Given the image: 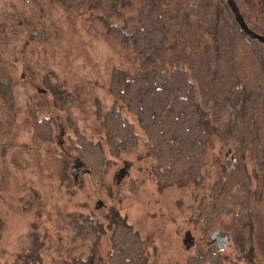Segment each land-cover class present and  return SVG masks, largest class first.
<instances>
[{"label":"rangeland","instance_id":"obj_1","mask_svg":"<svg viewBox=\"0 0 264 264\" xmlns=\"http://www.w3.org/2000/svg\"><path fill=\"white\" fill-rule=\"evenodd\" d=\"M142 3L132 0L113 23L125 25ZM99 15L66 10L53 0H0V264H110L112 231L85 236L73 218L106 224L112 209L141 238L146 264H188L194 255L217 250L210 239L217 228L229 237L223 264H264V188L252 203L250 253L234 242L240 228L234 206L209 228L200 216L212 185L229 167L227 145L210 147L199 185L162 192L144 131L125 109L140 145L132 153L109 151L97 111L116 104L110 77L114 67L130 62L121 45L105 37ZM136 26L129 21L127 29ZM80 136L101 142L108 163L95 167L83 160ZM249 169L255 185L254 163Z\"/></svg>","mask_w":264,"mask_h":264},{"label":"trees","instance_id":"obj_2","mask_svg":"<svg viewBox=\"0 0 264 264\" xmlns=\"http://www.w3.org/2000/svg\"><path fill=\"white\" fill-rule=\"evenodd\" d=\"M53 1L66 10L99 12L105 37L129 57L130 66L114 67L110 77L108 91L116 104L97 111L98 132L109 151L132 153L140 145L125 109L144 131L162 192L199 185L210 147L216 141L227 145L229 167L212 185L200 216L209 228L234 206L240 224L234 242L242 252H252V203L264 188V43L247 35L227 0H143L125 25L113 19L122 18L132 0ZM235 2L248 26L264 35V0ZM129 21L137 22L132 30ZM4 89L10 100V88ZM77 142L83 160L95 167L108 163L101 142L84 136ZM73 220L80 221L76 228L85 236L112 231L110 264H146L141 238L118 210L109 211L106 224L84 215ZM3 226L0 219V236ZM30 237L38 242L35 234ZM220 254L218 249L199 253L188 264H223Z\"/></svg>","mask_w":264,"mask_h":264},{"label":"water","instance_id":"obj_3","mask_svg":"<svg viewBox=\"0 0 264 264\" xmlns=\"http://www.w3.org/2000/svg\"><path fill=\"white\" fill-rule=\"evenodd\" d=\"M227 1L229 3V6L232 9L234 15H235V18H236L237 22L240 24L242 29L247 33V35H249L253 39L259 40V41L264 43V35L256 33L254 30H252L248 26V24L246 23L242 13L240 12V9H239L237 3L235 2V0H227ZM126 170L129 171V168H127L124 171H122V173L119 175V179L122 177L123 174H125ZM210 239H211V242H215L216 243L217 249L219 251H225L226 250L227 245L229 243V237H228V235H222L220 233V229L219 228H217L212 233Z\"/></svg>","mask_w":264,"mask_h":264}]
</instances>
